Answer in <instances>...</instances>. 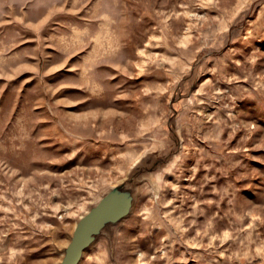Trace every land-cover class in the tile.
Returning <instances> with one entry per match:
<instances>
[{
    "label": "rangeland",
    "instance_id": "obj_1",
    "mask_svg": "<svg viewBox=\"0 0 264 264\" xmlns=\"http://www.w3.org/2000/svg\"><path fill=\"white\" fill-rule=\"evenodd\" d=\"M138 162L80 264H264V0H0V264Z\"/></svg>",
    "mask_w": 264,
    "mask_h": 264
},
{
    "label": "water",
    "instance_id": "obj_2",
    "mask_svg": "<svg viewBox=\"0 0 264 264\" xmlns=\"http://www.w3.org/2000/svg\"><path fill=\"white\" fill-rule=\"evenodd\" d=\"M171 145H168L167 148H171ZM139 165L141 164L138 162L127 179L105 191L77 219L70 240L64 248L62 259L58 264H80L85 252L96 243L109 227L119 224L132 213L135 202V187L132 179L139 173Z\"/></svg>",
    "mask_w": 264,
    "mask_h": 264
}]
</instances>
